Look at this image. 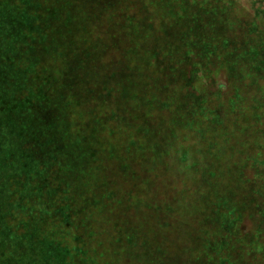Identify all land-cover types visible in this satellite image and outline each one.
Masks as SVG:
<instances>
[{
  "label": "rangeland",
  "instance_id": "1",
  "mask_svg": "<svg viewBox=\"0 0 264 264\" xmlns=\"http://www.w3.org/2000/svg\"><path fill=\"white\" fill-rule=\"evenodd\" d=\"M19 2L23 4L22 0L0 1V264H63V252L37 251L31 234L16 235L7 225L11 208L7 185L23 175L24 141L19 119L29 102L18 97L26 75L13 64L20 28L28 23L26 17L16 14ZM172 2L174 17L167 14L165 5L169 1L164 0L31 2V15L45 20L44 45L51 49L40 67L63 76L61 85L65 83L67 93L70 91L77 102L67 119L70 132L79 135L82 150L93 153L84 164L86 177L79 194L83 200L92 199L105 190L111 179L99 174L94 178L97 164L102 165L106 175H114L118 165L102 155L101 145L107 144L108 149L117 142L126 145L127 135H131L136 146L146 141L160 156L148 158L143 147H135L130 153L137 150L141 154L130 161L131 168L140 174L144 165L147 176L141 178L148 179L151 196H155L153 204L176 195L173 189L193 191L197 187L209 202L223 195L241 204L258 187L262 196L257 203L264 206V0H246L247 8L241 7L240 0ZM227 2L230 6L224 13L216 11H224ZM219 16L224 22L216 20ZM208 22L215 26L216 37L229 41L228 67L212 82L205 81L208 89L203 96L208 100L213 90L209 107L222 117L227 113L228 127L211 130L205 128L207 122L189 126L190 119L196 121L198 97L187 96L190 89L184 80L197 57L187 58L185 46L190 37H183L192 31H212ZM215 83H223L226 89L214 90ZM231 102L237 104L235 116L226 109L221 112L220 104L228 106ZM165 103L170 106L163 108ZM130 130L134 132H127ZM172 151L187 154L182 163H188L187 170L176 167L181 162ZM254 164L262 165L253 168L259 173L255 180L254 173L248 172ZM215 169L218 172L213 177ZM144 214V206L138 204L128 211L130 222L136 224L142 222ZM197 220L196 213L189 222ZM27 230L24 226L23 231ZM246 259V264L257 261L254 256Z\"/></svg>",
  "mask_w": 264,
  "mask_h": 264
},
{
  "label": "trees",
  "instance_id": "2",
  "mask_svg": "<svg viewBox=\"0 0 264 264\" xmlns=\"http://www.w3.org/2000/svg\"><path fill=\"white\" fill-rule=\"evenodd\" d=\"M0 1L17 3L19 0ZM32 1L22 0L23 4L19 2V9H16V14L26 17L28 23L20 28L21 38L15 44L13 64L17 71L26 75L20 83L18 97L29 99V102L19 119L24 141L23 175L7 185V203L11 206L7 218L9 229L16 235L31 234L32 245L37 251L63 252V264H246V258L250 256L257 258L254 264H264V206L257 203L261 202L262 196L260 190H256L258 187L252 190L247 202L241 204L223 195L218 196L217 201L209 202L198 187L193 191L173 189L176 195L171 194L163 203L153 204L155 196H151L148 179L141 178L147 176V170L144 165L143 168L140 166L138 174L130 163L141 155L137 150L130 154L135 147L147 149L148 158L150 155L160 158L145 140L136 146L131 135H127L126 145L120 146L117 142L111 144L110 149L103 143L102 155L116 161L119 168L114 175H106L98 163L94 178L97 174L105 175L104 178L110 177L111 181L100 195L92 199L81 198L79 193L86 177L84 164L93 153L82 150L79 135L70 132L67 119L77 102L73 101L76 99L70 91L67 93L65 83L61 85L63 76L40 67L44 57L51 55V49L50 45H44L47 42L43 28L45 20L30 13ZM165 1H169L165 5L167 14L174 17L172 0ZM229 6L227 2L224 11L217 8L216 11L224 13ZM216 11L214 17H217ZM216 20L224 22L222 16ZM208 25L212 31L207 30L204 34L192 31L183 37V40L190 37L184 48L187 58L197 57L190 65L193 69L189 77L184 80L190 89L187 96L198 97V108L194 113L196 121L190 122V119L189 126L190 123L197 126L207 122L205 128L211 130L228 127L227 113L222 117L209 107L213 90L208 100L203 96L208 89L205 81L212 82L216 74L228 67L229 41L216 37L215 26L209 22ZM59 57L62 59L60 51ZM178 73L176 70L175 75ZM178 76L176 80H179ZM216 87L214 90L218 92L226 89L223 83ZM168 103L163 108H168ZM220 106L221 112L226 109L230 116L236 115L235 102ZM172 152L181 162L176 167L187 170L188 163L182 164L187 154ZM99 162H102L101 158ZM260 166L252 165L249 174ZM212 172L214 177L218 169ZM258 177L256 172L252 179ZM26 190L28 193L24 194ZM133 204L144 206L145 214L139 224L131 223L128 216ZM196 213L197 222L190 224L189 219ZM24 226L28 228L26 232Z\"/></svg>",
  "mask_w": 264,
  "mask_h": 264
},
{
  "label": "clouds",
  "instance_id": "3",
  "mask_svg": "<svg viewBox=\"0 0 264 264\" xmlns=\"http://www.w3.org/2000/svg\"><path fill=\"white\" fill-rule=\"evenodd\" d=\"M241 7L247 8L246 0H240Z\"/></svg>",
  "mask_w": 264,
  "mask_h": 264
}]
</instances>
